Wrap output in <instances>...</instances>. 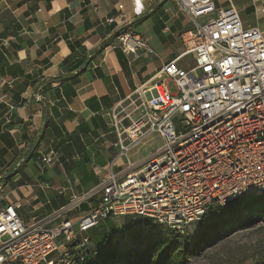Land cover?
I'll list each match as a JSON object with an SVG mask.
<instances>
[{"label":"built area","instance_id":"1","mask_svg":"<svg viewBox=\"0 0 264 264\" xmlns=\"http://www.w3.org/2000/svg\"><path fill=\"white\" fill-rule=\"evenodd\" d=\"M176 1L193 24L182 34L181 53L112 113L115 145L126 168L111 167L93 191L73 196L42 221L26 224L16 204L1 207L0 264H84L101 250L88 232L107 219L131 216L180 231L231 202L264 197L262 32L243 27L231 3L221 8L214 0ZM131 2L133 15L141 17L143 0ZM119 39L126 54L153 53L131 28ZM125 119L130 121L126 127ZM3 120L9 123L10 113ZM153 134L162 139L157 154L141 166L129 163V151ZM53 156L42 160L51 164ZM97 192L99 198L90 202ZM86 203L82 216L65 217Z\"/></svg>","mask_w":264,"mask_h":264},{"label":"crops","instance_id":"2","mask_svg":"<svg viewBox=\"0 0 264 264\" xmlns=\"http://www.w3.org/2000/svg\"><path fill=\"white\" fill-rule=\"evenodd\" d=\"M214 3H231L243 27H257L264 37V0ZM143 5L144 14L135 17L131 0H0V208L16 204L24 223L42 221L73 196L93 191L111 167L126 168L112 113L151 85L193 28L176 0ZM129 28L153 53L123 51L119 38ZM151 139L162 145L158 135L148 136L144 157L131 160L134 147L129 163L141 166L157 154L160 146L151 156ZM52 153V163H44ZM88 208L82 204L65 217L76 220Z\"/></svg>","mask_w":264,"mask_h":264},{"label":"rangeland","instance_id":"3","mask_svg":"<svg viewBox=\"0 0 264 264\" xmlns=\"http://www.w3.org/2000/svg\"><path fill=\"white\" fill-rule=\"evenodd\" d=\"M190 58L189 56L183 60L184 62L190 61ZM167 87L171 92L175 91L173 82H168ZM135 97L136 94L132 96L133 99ZM127 105L128 102L122 104L123 107ZM132 108L129 107L126 111L132 112ZM123 114L118 115L117 120ZM135 114L133 112L130 115L132 117ZM113 122L112 119L114 126ZM129 123L128 119L122 122L124 127ZM160 144L159 139H151L152 157ZM139 147L140 149L137 150ZM135 150L137 153L131 160L142 159L147 151L141 147V144L133 149V151ZM259 198L255 199L256 202L245 200L229 203L225 211L217 216V220L215 219L220 229L219 240L215 244H200L197 251L189 254L183 264H264V214L261 215L262 217H258L256 214L258 213L257 208H264V197ZM110 221L113 229L107 234L102 249L96 255L89 257L84 264H119V258L124 255H134L155 241L176 236H179L190 250L191 244L199 236L201 227L211 219L190 224L180 231L170 230L152 221L137 220L131 216H120L110 219ZM107 252H114L121 256L112 262L107 261L105 260Z\"/></svg>","mask_w":264,"mask_h":264},{"label":"trees","instance_id":"4","mask_svg":"<svg viewBox=\"0 0 264 264\" xmlns=\"http://www.w3.org/2000/svg\"><path fill=\"white\" fill-rule=\"evenodd\" d=\"M258 198H249L237 200V202H243L247 200H254ZM260 199V198H259ZM229 205V204H228ZM228 205L224 208H219L212 212L207 218L211 219L200 229L199 236L194 240L188 250V245L181 240L179 236L169 239H161L146 246L145 249L134 255H124L118 260L119 264H183L189 254L197 251V247L200 244L209 245L215 244L220 238V229L217 225V216L225 211ZM253 208V207H252ZM256 214L258 217H262L264 214V208H257ZM216 219V220H215ZM113 229L110 219L99 223L95 228L91 229L89 233V239L93 245L99 246L102 249L107 234ZM119 254L114 252H107V261H113Z\"/></svg>","mask_w":264,"mask_h":264}]
</instances>
